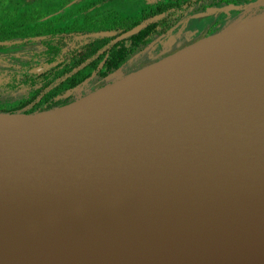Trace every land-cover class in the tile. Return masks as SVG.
Segmentation results:
<instances>
[{"label":"water","instance_id":"obj_1","mask_svg":"<svg viewBox=\"0 0 264 264\" xmlns=\"http://www.w3.org/2000/svg\"><path fill=\"white\" fill-rule=\"evenodd\" d=\"M146 25L96 34L121 40ZM258 32L264 11L180 50ZM230 63L211 65L220 73L209 83L216 92L196 107L154 97L84 100L94 90L49 110L0 112V220L74 221L82 229L77 243L28 264H264V87L252 76L231 91L251 75L247 66L264 64ZM221 103L255 106L259 120L222 121Z\"/></svg>","mask_w":264,"mask_h":264},{"label":"trees","instance_id":"obj_2","mask_svg":"<svg viewBox=\"0 0 264 264\" xmlns=\"http://www.w3.org/2000/svg\"><path fill=\"white\" fill-rule=\"evenodd\" d=\"M77 1L59 0L52 8V22L48 21L52 19L51 14L41 12L39 6V12L46 16L38 17L37 38L29 37L22 42L0 44V112L35 113L75 101L87 88L90 92L102 87L108 83L109 77L129 69L138 56L152 49L190 14L205 11L215 4L211 0L150 2L132 13L129 16L131 21L107 27L123 32L139 23H147L139 32L115 40V36L96 34L104 29L101 23L96 22L89 27L83 25V20L76 18L75 26L68 24L64 9L76 6ZM96 1H86L83 10H79L80 15L85 14L87 20L91 19L89 11ZM222 2L243 3L241 0ZM160 13L165 15L153 18ZM32 43H35L34 47H31ZM40 66L42 70L31 71Z\"/></svg>","mask_w":264,"mask_h":264},{"label":"bare ground","instance_id":"obj_3","mask_svg":"<svg viewBox=\"0 0 264 264\" xmlns=\"http://www.w3.org/2000/svg\"><path fill=\"white\" fill-rule=\"evenodd\" d=\"M227 58H230V64H240L241 67L251 61L264 64V32L217 41L193 50H180L160 66L129 73L95 90L84 100L129 104L154 97L175 104L186 102L196 107L199 98L207 99L216 92L209 83L220 73L216 75L211 65L219 63L221 71L225 67L221 62ZM232 68L235 69V66ZM257 100H261L260 94H257ZM255 110V106L241 109L240 105L230 110L221 103L217 107V115L222 121L236 123L241 120L255 124L259 120ZM81 236V226L74 221H26L13 225L0 220V264H28L48 252L77 243Z\"/></svg>","mask_w":264,"mask_h":264},{"label":"rangeland","instance_id":"obj_4","mask_svg":"<svg viewBox=\"0 0 264 264\" xmlns=\"http://www.w3.org/2000/svg\"><path fill=\"white\" fill-rule=\"evenodd\" d=\"M58 1L59 0H40L38 3V6H41L40 11L48 12L49 10L54 8L55 4ZM86 1L88 0H78L77 3H75L76 6H70V7L67 6L64 9V11L67 14L66 21L68 22L69 25L75 26L74 19L76 18H78L79 21L83 20L82 23L85 26L90 27L91 25H94L92 24L91 21H88L86 19L85 14L80 15L81 12H79V10L82 9L83 6H85ZM211 1L214 2L215 4L209 6L208 8L223 7V6L228 5V4H223L222 0H211ZM242 1L243 3H240V4H244V6L241 8L220 10V11H216L214 13L202 15L199 17H194L193 15L194 13H192V15L186 18L181 23V25L177 26L172 32L162 37L154 45L152 49H149L148 51L138 56L134 64H132V66L126 70L127 72L119 71V73H115L113 76L109 77L107 82L108 83L113 82L114 80L130 72L139 70L143 68L144 66L150 63H153L155 61H158L174 53L175 51L180 50L181 48L188 46L206 36H209L214 33L225 30L227 28H230L264 11V5H262L258 0H250V1L241 0V2ZM251 2L253 3L255 2V5L254 6L247 5L248 3H251ZM143 4H144V0H100V5H98V7L96 6L95 10L97 9V11H99L100 9L99 12H101L102 17H103V19L101 20L102 22L100 21L101 28H104L103 30H105L107 29V27H111V25L114 26L116 23H118L119 20L122 19V17L126 15H131L132 13H134L137 9L141 8ZM77 6L78 8H76ZM24 7H25L24 4H21L20 2L18 3L17 1L15 2V0H0V41H13L12 38L16 37L15 36L16 34H14L13 32L12 34L8 33L7 28L10 26H8L9 23H5L4 20H6V22H9V21H12V19L15 21V19L24 18L25 17L24 10H23ZM92 14H93L92 21L93 23H96L95 22L96 19L94 20L95 13L92 12ZM77 15H79V17ZM1 18L3 19L1 20ZM14 30L15 28H13V31ZM1 48L2 47H0V49ZM10 49H13V47H10ZM155 55H158L157 59H154ZM260 65L261 64L257 66L254 65V68L252 65L247 66L245 68V73L250 72L251 75L250 76L244 75L242 77H239V80H240L239 82L238 80H236L235 82L232 83L234 85H232L231 91L234 89L239 91V89L243 88L245 85L243 80L246 79L249 81L250 79L249 77H252V76H255V80H257L256 82L258 84V87H261V86L264 87V66L261 65L260 67ZM258 71H261V72H258ZM252 74H255V75H252ZM87 93H89L88 88L82 92L81 96L86 95Z\"/></svg>","mask_w":264,"mask_h":264},{"label":"flooded vegetation","instance_id":"obj_5","mask_svg":"<svg viewBox=\"0 0 264 264\" xmlns=\"http://www.w3.org/2000/svg\"><path fill=\"white\" fill-rule=\"evenodd\" d=\"M16 1L18 3L20 2L21 4H24L25 5V7L23 8L25 17L24 18H20V19H15V21L12 19V21H9V22H6V20H4V22L5 23H9L8 26H10V27L7 28L8 33L9 34H12V32H13L14 34H17L16 35L17 36L16 38L15 37L12 38V40H13L12 42H22L23 40H26L29 37L30 38H37L38 37L37 36V32L39 31V26H38V19L39 18L38 17H39V15H43L42 17H45L46 16V15H44V14L41 13L42 11L39 12V10H38V7H39L38 6V3H39L40 0H15V2ZM157 1H159V0H144V4H143V6L141 8H144L147 5H149L150 2L154 3V2H157ZM98 5H100V0H97L96 3L93 5V7L89 11L90 15H92L91 16L92 18L89 19L88 21H91L92 24H93V21H92L93 20V14H92V12L95 13L94 14V17H95L94 20L96 19L95 22L101 23L102 22L101 20L103 19L101 12H99L100 9H99V11H97V9L95 10V7L96 6L98 7ZM36 6H38V7H36ZM96 12H98V13H96ZM43 13H45V12H43ZM196 13H198V12H196ZM50 14H51V16L53 15V9H51V10L48 11V14L47 15H50ZM190 15H192V14H190ZM129 16H131V15H126V16L122 17V19L119 20L118 23H116L114 26L113 25H111V26L112 27H115V26H118V25H122L124 22L127 23V22L131 21V19L129 18ZM2 19L3 18H1V20ZM52 20H53V16H52V19H50L48 21L52 22ZM13 28H15L14 31H13ZM105 30H108V29H105ZM109 30H116L117 31V34L122 33L120 31V29H117V28H109ZM72 32H74V31H68V33H72ZM24 34H25V36H23ZM34 46H35V43H32L31 44V47H34ZM157 56L158 55H155L154 56V59H157L158 58ZM40 67H42V66H40ZM34 68H36V67H34ZM125 72H127V71L125 70Z\"/></svg>","mask_w":264,"mask_h":264}]
</instances>
